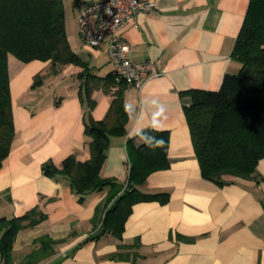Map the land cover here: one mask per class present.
I'll list each match as a JSON object with an SVG mask.
<instances>
[{"label": "crops", "instance_id": "0c3cea01", "mask_svg": "<svg viewBox=\"0 0 264 264\" xmlns=\"http://www.w3.org/2000/svg\"><path fill=\"white\" fill-rule=\"evenodd\" d=\"M94 1L63 0L65 22L68 10L75 12L78 35V4ZM150 1L154 8L130 19L124 35L134 60H156L162 72L140 87L124 86L125 133L110 136L100 175L121 183L122 192L130 165L128 138L147 128L166 130L169 166L137 185L142 192H167L166 202L137 201L119 237L104 232L81 243L99 231L97 216L110 186L79 199L65 177L44 174L42 164L58 165L70 154L89 158L85 122L104 118L117 86L92 87L90 104L79 93L82 66L59 64L53 72L48 61L9 55L14 137L0 167V216H19L33 207L46 214L18 231L12 264H20L44 234L56 240L55 252L36 264H264V156L252 177L223 184L203 177L184 113L189 90H216L226 73L239 70L232 50L249 0ZM68 40L91 73L113 70L103 46ZM37 73L42 83L32 87ZM143 140L137 135L132 143Z\"/></svg>", "mask_w": 264, "mask_h": 264}, {"label": "trees", "instance_id": "16d2710c", "mask_svg": "<svg viewBox=\"0 0 264 264\" xmlns=\"http://www.w3.org/2000/svg\"><path fill=\"white\" fill-rule=\"evenodd\" d=\"M9 54L22 62L48 61L53 72L59 64L82 66L77 75L83 85L79 93L81 96L84 92L90 104L92 87L110 86L113 82L117 86L104 118L85 122L89 158L79 160L70 154L58 165L51 161L42 164L44 174L65 177L79 199L88 192L110 186L97 216L99 231L89 234L81 243L104 232L119 237L137 201L166 202L167 192L148 193L137 187L152 171L169 166L166 130L147 128L128 138L130 165L122 192L118 193L121 183L101 177L110 136L125 133L128 109L122 93L126 84L116 81L113 71L104 76L91 73L73 51L65 29L63 0H0V167L14 137ZM232 57L240 63L239 70L226 73L216 90H189L190 102L184 106L201 174L219 184L230 182L236 176L252 177L257 161L264 156V0H249ZM42 80L43 74L37 73L32 87L40 85ZM137 135H142L144 140L135 146L132 141ZM45 219L46 214L38 207L19 216H0V262L12 264V246L20 229ZM34 243L38 247L27 253L20 264H36L55 252L56 240L50 235H41Z\"/></svg>", "mask_w": 264, "mask_h": 264}, {"label": "built area", "instance_id": "2783aa9c", "mask_svg": "<svg viewBox=\"0 0 264 264\" xmlns=\"http://www.w3.org/2000/svg\"><path fill=\"white\" fill-rule=\"evenodd\" d=\"M154 8L150 0H97L77 7L79 35L84 45L105 48L116 81L140 87L149 76L162 70L156 60L136 61L131 44L124 35L130 19Z\"/></svg>", "mask_w": 264, "mask_h": 264}, {"label": "rangeland", "instance_id": "374dc122", "mask_svg": "<svg viewBox=\"0 0 264 264\" xmlns=\"http://www.w3.org/2000/svg\"><path fill=\"white\" fill-rule=\"evenodd\" d=\"M75 25H76L75 12L68 10V12H67V20L65 22V29H66V33H67L68 39H69V37H72L75 40H79L80 39L78 37L79 35L77 33V29L75 28ZM9 55H11V54H9Z\"/></svg>", "mask_w": 264, "mask_h": 264}, {"label": "clouds", "instance_id": "9594fccd", "mask_svg": "<svg viewBox=\"0 0 264 264\" xmlns=\"http://www.w3.org/2000/svg\"><path fill=\"white\" fill-rule=\"evenodd\" d=\"M158 143H162V141L158 142Z\"/></svg>", "mask_w": 264, "mask_h": 264}]
</instances>
